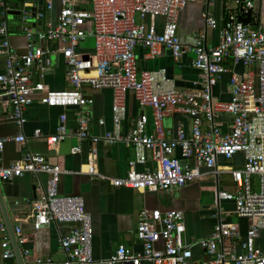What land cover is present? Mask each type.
Masks as SVG:
<instances>
[{
    "label": "built area",
    "instance_id": "1",
    "mask_svg": "<svg viewBox=\"0 0 264 264\" xmlns=\"http://www.w3.org/2000/svg\"><path fill=\"white\" fill-rule=\"evenodd\" d=\"M23 20L30 18L34 8L38 18L54 9V0H24ZM61 9L54 23L45 31H33L24 25L28 38L26 53H19L11 46L6 21L0 24V54L6 56L4 71L0 74V88L12 106L14 122L22 126L26 122L25 110L35 102L34 95L43 92L40 102L50 107L77 108L79 141L88 140V163L85 173L101 179H110L116 187L144 191L174 192L206 175L216 178V224L209 237L195 243H187L185 213L181 210L162 212L143 208L139 213L136 230L143 246L141 253L119 246L110 257L97 261L93 254V217L87 211L84 197L60 192V181L67 170L55 164L48 156L28 150L21 160L0 165V179H15L27 173L42 175L47 179L43 195L33 201L36 229L52 222L67 224L70 232L59 238L66 258L64 264H194L193 245L201 247L208 257L203 264H264V26L246 25L240 21L249 10L258 11V0H230L233 7L227 10L220 42L215 47L206 44L207 33H197L193 45L196 57L193 66L200 71L201 88L186 91L177 86L165 68L141 70L137 48L147 50L146 58L155 59L167 48L179 60L186 51L180 38V13L188 3L210 0H59ZM7 11L5 0H0ZM210 4V2H209ZM163 18V29L158 30L157 19ZM207 27H216L212 10L204 12ZM94 37L95 47L85 50L82 44ZM37 40L59 42L57 51L64 57L68 88L51 90L44 83L52 66L51 47L38 45ZM232 60L247 67L244 73L232 72L229 81L231 98L222 102L214 97L213 88L229 71L226 65ZM256 65L257 71L251 70ZM110 88L113 90V130L103 135L90 131L93 98L84 88ZM133 93L138 103L153 111V129L148 130L149 118L145 113L131 121L128 132L123 131L127 119V95ZM179 111L192 120V133L178 127L176 134L166 131L164 117ZM228 112L233 120L227 130H222L216 116ZM56 134L48 136L49 150L69 137L66 127L67 114L61 115ZM101 126L105 120H99ZM208 130L204 131L203 126ZM42 137L41 130L35 131ZM8 140L26 142L24 134L14 138H0V152ZM104 144L124 143L134 147L136 158L130 161L125 177L111 178L97 167V148ZM180 151V155H178ZM82 152L81 145L71 149L72 154ZM244 157L242 165H231L236 155ZM148 160L156 163L154 170L140 171L138 165ZM227 162L220 165V161ZM189 161H194L192 168ZM202 168L207 171L203 172ZM228 172L234 183L233 189L221 186L220 175ZM255 178H258L256 181ZM257 185L259 189L256 190ZM222 201H232L234 210L222 206ZM233 215L248 220L244 235ZM5 230V229H4ZM16 234L23 236L22 229ZM23 239V238H22ZM262 243V244H261ZM0 264H10L15 256L7 237L2 242ZM36 264H54L52 259L38 258Z\"/></svg>",
    "mask_w": 264,
    "mask_h": 264
},
{
    "label": "crops",
    "instance_id": "2",
    "mask_svg": "<svg viewBox=\"0 0 264 264\" xmlns=\"http://www.w3.org/2000/svg\"><path fill=\"white\" fill-rule=\"evenodd\" d=\"M40 4L45 0H38ZM210 2V4H209ZM207 2L194 1L188 3L186 8L180 13V38L186 45V51L179 60H176L171 51L163 48L162 54L155 58H146L147 50L137 48V55L141 70H156L166 68L168 75L173 77L177 86L186 91H196L201 88L200 71L193 66L196 57L193 45L196 42L197 33L206 32V44L208 47H215L220 42V35L227 18L229 7H233L230 0H210ZM24 0H5L7 11L0 4V24L7 22L11 45L18 52H24L27 46V39L23 30L24 25L29 26L33 31H45L50 23H54L60 12L61 4L59 0H54V9L45 12L43 19L35 14L37 11L45 9L34 8L35 10L29 19L23 20ZM258 11L253 16L254 26H264V0H258ZM209 7L217 20L216 27H207L204 19V12ZM158 30L163 29V18L157 19ZM4 36L0 34V42ZM29 43V42H28ZM38 45L51 47L52 52L49 59L52 66L45 76L44 83L51 90H65L68 88L66 77V63L61 53L57 51L59 42L48 40L42 42L37 40ZM83 49L92 50L89 46ZM6 56L0 54V74L4 71ZM227 71L222 80L213 88L214 97L222 102L230 100L229 81L232 72L244 73L247 67L239 63L234 65L232 60L226 62ZM251 70L257 71V66L252 65ZM0 88V138H14L19 134H24L26 142L8 140L3 151L0 153V165H9L12 162L21 160L26 151L32 150L48 156V159L60 164L67 170L60 181V192L63 194H76L84 197L85 206L93 217V254L97 261L110 257L119 246H125L134 252L141 253L143 246L138 240L136 230L139 222V213L143 208L149 210L159 209L162 212L169 210H181L185 213L186 232L184 239L187 243H195L200 238L209 237L216 224L215 213L209 205H204L203 192L212 190L217 184L216 178L206 175L204 179L191 182L172 193L164 191H144L127 187H116L110 179L104 180L96 175L85 173L88 163L89 149L92 144L88 140L79 141L75 135L77 130V108L50 107L40 99L43 92H37L35 102L25 110L26 122L19 126L12 117V106L7 98L2 95ZM87 96L93 98L94 103L91 108L92 122L90 131L95 135H103L106 131L113 130V90L110 88L92 89L89 86L84 88ZM127 119L123 123V131L128 132L131 121L140 114L145 113L149 118L148 130L153 129V111L150 107L141 106L133 93L127 95ZM67 114L66 127L69 137L61 142L56 149L49 150L47 137L57 133L61 124V115ZM105 120V125L99 124L100 119ZM233 120V116L228 112H222L216 116L222 130H227ZM166 131L171 130L176 134L178 127L185 128L186 132L192 133V120L185 117L179 111H172L163 119ZM41 130L43 136L36 137L35 131ZM204 131L208 126H203ZM81 145L82 152L72 154L71 149ZM97 148V167L99 171L111 178L125 177L130 167V161L136 158L134 147H127L124 143L104 144L99 142ZM178 151V155H180ZM227 162L220 161V165ZM244 157L241 154L235 156L230 162L231 165H242ZM190 167H194V161H189ZM156 163L148 160L146 164L138 165L140 171L154 170ZM202 171H207L202 168ZM47 179L46 174L35 175L27 173L13 181L0 180V190L4 204L8 213L10 223L15 231L20 227L23 236H18L24 264H36L38 258L52 259L54 264H64L66 255L60 246L59 238L70 232V226L52 222L41 229H36L34 225L33 201L40 198L44 192ZM220 184L223 188L232 190L233 181L228 172L220 175ZM222 206L228 210H234L235 204L232 201H222ZM240 225L242 233L245 235L248 228V220L238 217L235 220ZM5 229V230H4ZM7 237L11 248L13 244L4 220L3 211L0 205V257L3 253L2 242ZM23 238V239H22ZM262 244V243H261ZM15 253V252H14ZM194 264H203L208 257L205 251L193 245ZM10 264H19L16 256L9 261ZM131 264V263H119ZM142 264H150L143 262Z\"/></svg>",
    "mask_w": 264,
    "mask_h": 264
},
{
    "label": "water",
    "instance_id": "3",
    "mask_svg": "<svg viewBox=\"0 0 264 264\" xmlns=\"http://www.w3.org/2000/svg\"><path fill=\"white\" fill-rule=\"evenodd\" d=\"M252 14H253V11L252 10H249L248 12L245 13L244 16H241L240 17V21L244 22L246 25H251L252 24ZM26 39H27L26 50L24 52H19L21 54L27 52V47H28V38H27V36H26ZM160 69H163V68H159V69H156V70H150V71H157V70H160ZM167 74H168V71H167ZM168 76L173 79V77H171L170 75H168ZM15 179H17V178H15ZM15 179H0V180H4V181L8 182V181H13ZM0 205H1V208H2V211H3L4 220L6 222V225H7V228H8V232H9V235H10V238H11V241H12V244H13L15 256L18 259L19 264H24V260H23L22 253H21V248H20V243L18 241L16 231H15L13 225L10 223V220H9V217H8V213H7V210H6V207H5V204H4V200H3V197H2L1 190H0ZM45 226L46 225L41 226L39 229H41V228H43ZM246 232H247V230H246Z\"/></svg>",
    "mask_w": 264,
    "mask_h": 264
},
{
    "label": "rangeland",
    "instance_id": "4",
    "mask_svg": "<svg viewBox=\"0 0 264 264\" xmlns=\"http://www.w3.org/2000/svg\"><path fill=\"white\" fill-rule=\"evenodd\" d=\"M83 46H89V48H94L95 47V40L94 37H89L86 41L83 42ZM256 181H258V178H255ZM259 189V185H257L256 190ZM203 204L204 205H209L210 208L212 209V212H216L217 209V200L215 196V190H205L203 192ZM235 209V208H234ZM233 221L237 220V216L233 215L231 218Z\"/></svg>",
    "mask_w": 264,
    "mask_h": 264
}]
</instances>
